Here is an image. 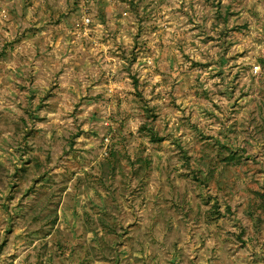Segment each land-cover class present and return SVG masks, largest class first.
<instances>
[{"label":"rangeland","instance_id":"1","mask_svg":"<svg viewBox=\"0 0 264 264\" xmlns=\"http://www.w3.org/2000/svg\"><path fill=\"white\" fill-rule=\"evenodd\" d=\"M0 264H264V0H0Z\"/></svg>","mask_w":264,"mask_h":264},{"label":"trees","instance_id":"2","mask_svg":"<svg viewBox=\"0 0 264 264\" xmlns=\"http://www.w3.org/2000/svg\"><path fill=\"white\" fill-rule=\"evenodd\" d=\"M133 81H134V84H135V87H137V93L139 96H142V89L139 88V82L136 78H133ZM150 114L153 116L156 117V113L150 109L149 110ZM109 158H110V165H112L113 168L116 167V152L114 149H111L110 152H109ZM189 160V158H187ZM222 162L226 165V167L228 169H231L233 167H237L239 165L242 164V159L240 156L237 155L236 152H234L233 150H231L230 153H227V154H224L223 155V158H222ZM194 172V175L195 177L197 178L198 181H200L203 186H209V183L212 179V176L214 175V171L213 170H210L209 173H205L204 175L202 176H199V172H200V169L199 170H193ZM215 211H218L219 212V206L218 205H215Z\"/></svg>","mask_w":264,"mask_h":264},{"label":"built area","instance_id":"3","mask_svg":"<svg viewBox=\"0 0 264 264\" xmlns=\"http://www.w3.org/2000/svg\"><path fill=\"white\" fill-rule=\"evenodd\" d=\"M254 69H255V72H258L259 69H260V67H259L258 65H256V66L254 67Z\"/></svg>","mask_w":264,"mask_h":264}]
</instances>
